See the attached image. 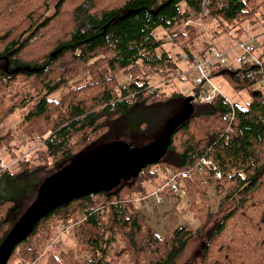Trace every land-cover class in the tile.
Segmentation results:
<instances>
[{
    "label": "trees",
    "instance_id": "trees-1",
    "mask_svg": "<svg viewBox=\"0 0 264 264\" xmlns=\"http://www.w3.org/2000/svg\"><path fill=\"white\" fill-rule=\"evenodd\" d=\"M50 1L0 0V124L28 107L19 128L42 143L35 159L18 160L19 171L3 172L0 183L38 173L57 179L68 164L111 136L130 148L151 134L157 136L146 145L155 141L188 96H166L158 93L160 88L143 95L150 80L181 69L182 55L194 61L204 54L191 50L204 25L240 32L242 23H254L264 7V0H57L48 14ZM169 41L180 52L167 51ZM257 58L264 67V47ZM119 74L130 76L129 81L121 85ZM216 76L234 91L250 93L249 103L235 104L233 119L226 118L229 107L219 98L211 103L194 100L164 155L115 188L52 207L7 264H38L54 224L63 229L78 225L86 248L50 255L46 264H118L119 259L123 264H175L194 233L178 226L174 217L165 235H158L140 215L142 208L132 210L129 201L156 191L159 187L149 193L147 186L155 185L160 173L185 171L191 176L177 179L178 193L164 188L163 199L175 202L188 189L205 198L212 187L226 202L219 206L221 212L206 207L198 232L207 218L214 217L215 225L200 264H264V87L259 85V65L248 61ZM154 107L167 110L159 128L145 114ZM12 138L10 132L0 137V147L9 148ZM202 158L217 166L220 179L213 181L211 172L193 175ZM10 194L0 196V245L21 214L16 212L17 197ZM111 250L115 258L107 261Z\"/></svg>",
    "mask_w": 264,
    "mask_h": 264
},
{
    "label": "rangeland",
    "instance_id": "rangeland-1",
    "mask_svg": "<svg viewBox=\"0 0 264 264\" xmlns=\"http://www.w3.org/2000/svg\"><path fill=\"white\" fill-rule=\"evenodd\" d=\"M57 0H52L49 2V12L51 14L53 11V6ZM255 22L251 23L249 21H245L242 23L241 31L237 32L236 29H231L227 32H223L214 24L210 26H203V33L199 35L194 40L192 45V52L196 54L197 52L204 51L206 52V48H203V42H208L209 45H213L219 49H226L230 45H234L237 42L247 41L250 38H255L260 36L263 33V25H264V7H262L255 16ZM163 31H160L158 35H162ZM174 44V43H173ZM255 51L254 55L256 57L259 56L260 52L264 47V40L262 38H258L255 42ZM167 51H171L173 55L175 52H180V48L178 45L174 44L172 46L171 42L166 43ZM204 52V53H205ZM189 62H180L179 67L181 69L189 70L191 65L187 64ZM172 74L168 77L170 78ZM194 73L189 74V78L193 79ZM117 78L120 80V84H126L130 76L117 75ZM168 78L161 79L158 77H154L150 81V85L159 86L160 90L159 94L163 93L166 96H169L173 92H179L180 89L191 88L190 83H184L182 80H176L171 77L168 81ZM215 80L221 85L223 92L225 95L231 100L232 103L237 106H244L246 103L250 102V93L247 91L236 92L233 90L231 85L223 78L216 76ZM166 81V82H165ZM251 89L250 91H252ZM64 91V90H63ZM56 94V97H59L62 92ZM160 107H154V109L147 111L146 118H155L157 120L158 128L161 127L165 120V115L167 110L164 112H160L158 109ZM28 107L23 109H17L11 115H9L1 124H0V137L7 135L9 132L12 134L13 138L10 143V147H0V159L1 163L7 167V171L11 173H16L19 171L20 167L17 164L18 160L26 157L30 160L35 159V152L41 147V143L38 138L31 137L29 135L24 134L20 128L19 124L27 112ZM160 112V113H159ZM157 135L151 134L149 136H145V138H138L137 147L141 148L146 145L147 142L153 140ZM129 142L134 140V137L126 138ZM118 141L117 137L111 136L110 138L104 139L93 147V149L106 145L108 143H113ZM91 149V150H93ZM170 173V172H169ZM167 174L160 173L157 180L155 181V185L150 184L147 186L148 192H152L156 188L161 186V183L166 179ZM50 176L48 174L38 173L31 176H22L19 179L17 178L15 181L4 184L0 183V196L9 195L12 197H17V211H20V217L24 214V212L28 209V207L34 202L37 196L41 193V188L44 189V183ZM1 182V181H0ZM158 185V186H157ZM201 193H195L193 190H186L185 194L177 199L175 202H171L168 197H164L163 203L161 205H156L154 196H147L145 199L141 201L140 208L142 211L140 215L147 222L148 226L158 235H165L166 230L170 226V219L176 217L178 219V226L186 225L193 233V237L189 241L186 249L182 253V255L176 260L175 264H184L186 262H191L192 264H200V254L205 245L207 237L211 233L214 225L215 218L210 217L207 218V224L205 228L198 232V228H200L206 217V207H210L212 212H216L219 210V206H224L226 202L223 200V195L216 194L212 187L208 188L205 193V198H200ZM15 202V199H13ZM224 211V208L220 209L219 212ZM23 213V214H22ZM16 214H14L15 216ZM53 232L51 236L48 238L46 247L43 251V255L39 258L38 264H46L47 258L52 255L58 257L59 254L63 251L75 250L77 247L85 246V238L82 231L77 229L78 225L73 228L63 229L60 228L59 225H53ZM115 250H111L109 256L107 257V261H111V259L115 258L114 253ZM83 257L85 260L89 259V255L87 251L84 252ZM118 264H123L122 260H118Z\"/></svg>",
    "mask_w": 264,
    "mask_h": 264
},
{
    "label": "water",
    "instance_id": "water-1",
    "mask_svg": "<svg viewBox=\"0 0 264 264\" xmlns=\"http://www.w3.org/2000/svg\"><path fill=\"white\" fill-rule=\"evenodd\" d=\"M194 100L192 96L184 99L182 111L167 123L163 134L155 141L141 148H130L123 142L99 146L68 164L57 179H47L40 195L17 220L0 245V264L8 263L15 247L52 207L84 194L115 188L164 155L176 127L191 114V102ZM71 176L76 181L69 183L68 178Z\"/></svg>",
    "mask_w": 264,
    "mask_h": 264
},
{
    "label": "built area",
    "instance_id": "built-area-1",
    "mask_svg": "<svg viewBox=\"0 0 264 264\" xmlns=\"http://www.w3.org/2000/svg\"><path fill=\"white\" fill-rule=\"evenodd\" d=\"M262 29L263 33L260 36L250 38L247 41L237 42L234 45L228 46L226 49H219L213 45H209L206 52L202 56L196 58L194 61H190L185 55H182L181 61L189 62L187 64H190L191 68L189 70L179 69L175 71L171 77L176 80H182L184 83H190L191 88L187 89L183 87L179 90V92L187 96H192L195 100H199L202 103H211L215 99L219 98L222 100L223 104L229 107V112L226 115V118L233 119L235 113V104L232 103L231 100L225 95L221 85L215 80V78L220 70L239 68L241 64L248 61L255 62L259 65V74L261 76L259 85L264 87V67H262L259 59L254 55L256 40L258 38L264 39V25ZM190 73H194L193 79L189 78ZM170 78H168L166 81H168ZM156 88H159V86L149 85L145 89L143 95L152 93ZM5 171H7V167L1 163L0 159V175ZM206 172H211L213 181L221 178V174L217 166L211 160L202 158L197 163L193 171V175H202ZM190 176L191 173L189 171L178 174L169 173L166 176L167 179H165L161 186L151 194V196L155 197V203L157 205H161L163 203V197L160 193L164 190V188H167L172 193L176 194L180 190L177 179H187ZM182 194H185V192H182ZM141 200L142 199L129 201L131 209L134 211L139 210Z\"/></svg>",
    "mask_w": 264,
    "mask_h": 264
},
{
    "label": "flooded vegetation",
    "instance_id": "flooded-vegetation-1",
    "mask_svg": "<svg viewBox=\"0 0 264 264\" xmlns=\"http://www.w3.org/2000/svg\"><path fill=\"white\" fill-rule=\"evenodd\" d=\"M69 183H72L73 181H76V178L74 176H71L68 178Z\"/></svg>",
    "mask_w": 264,
    "mask_h": 264
}]
</instances>
